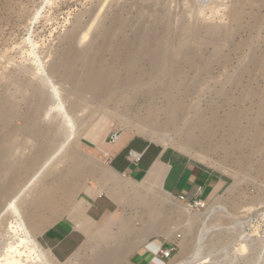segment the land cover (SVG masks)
Returning <instances> with one entry per match:
<instances>
[{
    "label": "rangeland",
    "instance_id": "obj_1",
    "mask_svg": "<svg viewBox=\"0 0 264 264\" xmlns=\"http://www.w3.org/2000/svg\"><path fill=\"white\" fill-rule=\"evenodd\" d=\"M79 20L84 26L81 32L84 37L78 46L93 41L100 48L93 52L95 62H105L120 76H125L121 69L124 58L141 49L137 43L147 41L150 47L158 48L167 40L168 30L177 35L178 30L186 29V50L174 58L173 52L178 48L175 39L169 45V51L163 55L164 58L172 57H167L166 61L176 71L173 80L181 83L172 98L178 102L172 114L178 127H167L162 132L157 130L159 128H150L157 122H165V114L157 115L159 117L151 114L152 107L163 108L166 105L164 91L159 89L167 80L162 70H157L160 79L154 89L136 92L132 87L116 88L112 91L113 100L116 98V101L103 103L105 91L101 87L95 90L98 95L84 92L79 96L76 94L78 81L60 82L54 75L57 78H54V82L63 97L67 100L73 98L78 104V108L73 110V116L76 115L75 119H78L77 136L69 145L76 153L66 157L60 154L43 176L49 192L61 183L69 182L70 191L65 192L69 204L56 217H62L86 187L96 188L110 200L114 199L117 189L99 181L95 172L86 170L83 163L109 167L99 150L102 143H110V136L128 132L163 147L178 149L215 168L227 176V187L207 200L203 208L190 206L199 217L187 225L179 221L173 211V208L187 203L157 186L161 195L167 197V202L162 204L164 219L181 225L175 231L179 237L172 240L161 233L151 235L147 242L125 257L121 256L117 264H136L133 260L135 254L147 243L158 242L174 248L170 257L162 258L160 264H264V0H0V93L9 94L22 111L35 102L37 99L30 85L26 86L32 81L39 82L38 74L31 70L34 60L37 63L41 60L42 65L38 64L40 71L43 68L49 70L52 64L65 60L71 48L70 32ZM138 60L134 74H144L147 76L145 78L153 73L152 66L162 61L151 60L147 55H141ZM24 80L28 83H24ZM111 80L109 76L106 77L107 83H111ZM199 117L207 120L212 135L191 145L180 144L182 131L179 129ZM213 118L218 123L212 122ZM231 118L236 121L235 125ZM6 119L8 126L0 125V151L10 149L12 160L20 162L32 151L37 140L30 131L23 135V130H32L35 123L33 125L32 121H26L23 114L10 115ZM14 171V168L5 170V176L12 175ZM111 173L116 177L117 173ZM118 179L122 183L135 185L143 182V179L131 180L120 175ZM149 186L155 187V184ZM57 195L58 201L64 204L63 194L58 192ZM115 201L112 209L97 223L107 219L104 223L109 226L108 237L98 238L93 230L81 238L69 256L57 259L58 263L50 260L54 255L49 251L45 256L46 263L91 262L106 245L113 250L119 249L131 238V229L139 230L141 224L148 221V203ZM21 202L18 204L20 207ZM215 203L222 204L225 211L200 220V217L207 215V208ZM154 204L162 208L161 203ZM29 207L27 203L21 207L23 221L35 238L48 248L39 236V231H44L46 227L34 225L27 217ZM42 213L43 218H50L48 211ZM15 217L11 210L0 212V260L6 251L4 245L8 241V222ZM125 219L132 224L127 230L122 228Z\"/></svg>",
    "mask_w": 264,
    "mask_h": 264
},
{
    "label": "bare ground",
    "instance_id": "obj_2",
    "mask_svg": "<svg viewBox=\"0 0 264 264\" xmlns=\"http://www.w3.org/2000/svg\"><path fill=\"white\" fill-rule=\"evenodd\" d=\"M36 16L37 14L35 15V17ZM79 21L80 22L76 23V25L74 24L75 26H73V29L71 28L72 30L69 35L70 46L68 44V46L71 48L68 54H66L67 56L65 57V60L62 61L61 59L59 63L56 62L57 64L55 63L52 64L49 70L48 69L46 70V68L44 69L43 67L40 66L41 68H43L41 69V71L38 65L39 63L40 65H42L41 60L39 63L35 62L36 60H34V64L31 66V68H33V66L34 68L31 70L34 71V73L38 74L37 77L39 78L37 79H39V82L32 83L33 82L32 81L31 83H28L26 80H24V83L26 82L28 83L27 85L25 84L26 86L30 85L29 87H31L32 92L35 94V97L37 99L35 102L31 104L27 103L28 106H26L25 110L22 111V109L18 107V104L12 100L9 94L7 93L2 94V92L0 93V125L8 126L7 123L9 122L6 123L7 116L10 115L17 116L18 114H23L25 116V120L32 121V124L34 122L35 126L32 130H25V131L23 130L22 134L25 135L27 134V132L30 131L34 135V137L37 138V140H35V143L33 145L32 151L31 152L29 151V154L26 155L25 158L20 162H16L15 160H12L13 154L10 149L0 151V212L2 210L5 211L11 210L12 213H14L16 216L12 221L8 222V235L6 237V240L8 241L7 242L5 241L6 243L4 245V248L6 247V251L4 253V257L0 260V264H45L46 263L45 256L46 254H48L49 251H51L50 249L44 247L42 243L35 238L34 234L29 230L28 226L23 221L22 218L23 215L21 212V207L23 203H27V207L31 206L28 208L29 210L27 213V217H29V219L33 221L34 225L40 226L41 228L42 227L47 228L50 224L56 221L57 218L56 216L58 214H61L60 212H62V210H64V208H66V206L69 204L68 194L65 193L70 191L69 182L68 183L67 181L63 182V184L61 183V185L56 187L54 191L52 189L49 192L47 191L45 187V183L43 181V176L45 172L51 166L53 160L56 157H58L60 154H63V157L64 156L66 157V156H72L76 153L75 150L71 149L69 145L77 136L76 131H77L78 119L77 118L75 119L76 115L75 117L73 116L74 115L73 110L78 108L77 107L78 104L76 103L77 100L75 99L76 101H74L73 98H70L72 100L70 99L67 100L65 97H63V94L60 92V88H58L54 82V78H55L54 75L55 76L57 75V78L60 80V82L70 83L71 81H76V82L78 81L79 87L76 94H78L79 96H81V94H83L84 92L97 94L95 90H98V88L101 87V89L105 91L104 95H102L103 99L101 101V103H103V101L113 100L114 94L112 95V91L116 88L125 89L132 87L134 90H136V92L142 90L146 91L149 89H154L155 85H157L160 79L157 76V70H162L163 71L162 73L166 74L167 80L161 85L159 84L160 85L159 89H162L164 91V96L167 99L166 105L163 108L156 106L152 107L151 114L154 116H157L159 114H163V115L165 114V122L163 123L157 122V124L152 125L155 127L150 126V128L151 129L159 128L157 130L162 132L167 127L176 128L177 126L176 125L177 120L176 118L173 117L172 114L174 113L173 109L177 106L176 104L178 102H176V100L173 101L172 98L174 97L175 92L177 93L178 90L180 89L181 83H176V81H174L176 71L175 70L173 71L172 65L168 61H166L168 60L167 57H171V56L170 55L167 57L165 56L166 58L165 59L163 55L167 52V50L169 51V45L175 39L178 41L177 42L178 48L175 52H173L174 53L173 57L175 58V56L181 54L184 50H186L187 47L186 38H185L186 29L181 28L177 32L175 31L177 35H174L175 33L173 31L168 30V32L166 33L167 40L163 41V43L158 48L150 47L151 45L149 46L147 41L146 42L141 41L140 43H137L141 48L140 50L136 48L139 50L137 51L139 53L136 52V54L134 55L132 54L131 56H127L124 58V60L121 62V66H122L121 69H123V73H125V76L122 75L120 76L118 71H116L113 67L109 66L105 62H100L98 64L95 62L96 56L93 55L94 54L93 52L99 51L100 48L96 44H93V41L89 42L85 46L82 47L78 46V44L83 40L84 37V35L81 33L83 30L82 28H84V26L81 23V20ZM80 33L82 36L79 35ZM136 45L133 46L136 47ZM144 53L147 55V57L151 58V60L154 59L162 60L163 57L162 61H160L159 63L157 62L152 66L154 71L150 76H148V78H145L147 76L141 73H139L138 75L134 74L135 73L134 70L136 69L135 67L139 62L138 59H140L141 55L146 56ZM32 62L33 61H31V63ZM27 72H29V69ZM82 74H84L85 76H83ZM107 76H109L112 79L111 83H107L108 82L106 81ZM160 82L162 81L160 80ZM72 92L74 93L75 90ZM34 94H32V97ZM121 98L122 96L120 97V99ZM113 101H116V98ZM180 120L178 119V121ZM211 121L217 122V120L214 118ZM230 121H232V124L234 125L236 124L234 118H231ZM27 127H25L24 129H28ZM182 127L183 128L179 129L182 131V138L179 140V143L182 145H191L194 144V142L202 139L203 137L212 135V129H210V126L207 124V120L204 117H199L192 122L190 121L185 127L184 126ZM126 133L129 134L128 132ZM123 134L124 132L119 135H116L115 141L121 138ZM178 134L179 133H177V136ZM11 140L13 141L14 139ZM135 155L138 156L137 154ZM83 167L91 173L95 172L94 174L99 181L107 182L113 185L117 189V192L114 194L115 196H113L115 200L118 201L126 200L134 204L135 203L138 204L140 202L149 204V206L146 204V206H148V211L146 210L148 213L147 215H149L148 221L145 224L143 223L144 225L141 224L142 223L141 222L140 224L142 227L139 230H133V229H131L130 231L128 230L131 236L129 240L125 241L117 250H113L112 247L106 245L105 248H102V250H100V253H98L96 258L94 259L96 263H93L94 262L93 260L86 264H97V263L117 264L121 256L125 257V255L129 254L131 251H133V249L147 242L148 238L151 235L153 236L154 234L157 233H161L163 234V236L165 237L167 236L172 240L175 239V237L177 238L179 236L178 234L175 235L176 233L175 231L179 229L181 225L179 226V223L175 221L171 222L170 219L167 220L164 219V211H163L164 206L162 204L167 202V197L161 195V193L157 190V185H155V187H150L149 184H151L152 186V183L148 181H143L142 184H138V185L129 184L125 182L122 183L117 177H115V175L111 173V171L113 170L110 167L107 168L97 167L92 162L83 163ZM9 168H14L15 171L13 172L12 175L5 176V170H8ZM58 192L63 194L62 198H64L65 200L64 204L58 201L59 200L57 197ZM3 197H6L7 199L5 200ZM20 201H22L21 207L18 206ZM156 202L159 204L161 203L162 208H160L159 206H158L159 208H157L154 204ZM200 204H204V202L200 201ZM173 209L175 216L179 218V221H184L185 224L187 223V225L194 218L199 217V215H197L190 208L188 204ZM223 209L224 208L222 204L219 203L218 204L215 203V205L212 204L207 208V215H206L207 217L206 216L205 218L200 217V220L203 221L211 216L217 215L216 213L223 211ZM45 210L50 213L49 216L50 218L48 219L43 218L42 212L43 211L45 212ZM121 222L123 223V221ZM129 225L132 224L130 223V221H127V219H125L122 228L127 230L129 228ZM39 233L38 234L41 237L43 231L41 232L39 231ZM108 235H109V226L106 223L95 229V236L98 238L108 237ZM203 236L205 235L203 234ZM198 237L201 238V234H199ZM112 238L114 237L112 236ZM179 244L182 247V244L181 243ZM49 257H47V259H49ZM50 260L51 261L54 260L55 263H58V260L55 256H51Z\"/></svg>",
    "mask_w": 264,
    "mask_h": 264
},
{
    "label": "crops",
    "instance_id": "obj_3",
    "mask_svg": "<svg viewBox=\"0 0 264 264\" xmlns=\"http://www.w3.org/2000/svg\"><path fill=\"white\" fill-rule=\"evenodd\" d=\"M99 150L113 172L131 180L144 179L176 199L184 196L185 202L205 203L227 187V176L222 172L178 149L163 147L141 136L124 132L118 140L102 143ZM129 151L137 153L138 159L129 157ZM113 202L116 201L96 188L86 187L66 213L43 231L41 241L58 260L65 259L81 238L107 221L103 219L97 225L112 209ZM168 246L160 242L147 243L133 260L136 264H160L162 258L156 253L160 247Z\"/></svg>",
    "mask_w": 264,
    "mask_h": 264
},
{
    "label": "built area",
    "instance_id": "obj_4",
    "mask_svg": "<svg viewBox=\"0 0 264 264\" xmlns=\"http://www.w3.org/2000/svg\"><path fill=\"white\" fill-rule=\"evenodd\" d=\"M115 138H116V135L110 136V142H114ZM135 154H137V153H135L133 151L128 152V156L131 157L133 160H136L139 157V156H136ZM177 200H179L181 202H185L184 196H181V195L178 196ZM185 203H187L191 207L195 206V207L203 208V204H200V201H191V202H185ZM173 250H174L173 247H169V248H161L160 247L156 254L159 255V257H161V258L167 259L170 257Z\"/></svg>",
    "mask_w": 264,
    "mask_h": 264
},
{
    "label": "water",
    "instance_id": "obj_5",
    "mask_svg": "<svg viewBox=\"0 0 264 264\" xmlns=\"http://www.w3.org/2000/svg\"><path fill=\"white\" fill-rule=\"evenodd\" d=\"M118 175H119V174L116 175L117 178H118Z\"/></svg>",
    "mask_w": 264,
    "mask_h": 264
}]
</instances>
